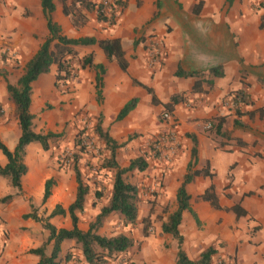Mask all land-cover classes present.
<instances>
[{"label":"crops","instance_id":"obj_1","mask_svg":"<svg viewBox=\"0 0 264 264\" xmlns=\"http://www.w3.org/2000/svg\"><path fill=\"white\" fill-rule=\"evenodd\" d=\"M121 1L120 13L111 24L99 21L92 11H86L84 23L74 25L69 15L71 12L67 9L68 13L64 14L61 2L53 0L51 19L59 26L62 35L95 39L117 37L127 67L122 70L115 60L107 59L96 43L74 45L72 65L77 59L90 55L92 64L103 66L100 101L95 100L96 70L93 67L76 69L72 80L63 83L55 80L57 67L51 64L31 83L29 110L33 125L37 124L34 131L60 133L56 138L64 140V132L67 133L69 127L67 121L75 115L73 113L84 114L94 123L99 118L101 130L116 143H122L115 151L118 150L117 155L123 154L117 165L125 167L134 159L130 155L138 152L137 147L148 150V145L158 140L174 123L177 144L174 155L165 160L151 154L145 158L143 170L129 171L139 172L133 175L135 184L156 179L159 205L167 210L163 220L156 224L153 236L146 232L145 224L143 239L134 236L135 232L128 235L133 241L132 246L143 241L141 249L147 251L145 259L150 264L173 263L177 242L161 230V224L176 208V189L186 173L188 162L192 161L191 148L195 143L191 170L206 169L210 175H194L185 184L192 214L186 210L181 213L177 226L182 236L181 248L188 259L196 260L201 251L213 246L218 233L226 226L243 227L240 236L230 235L223 241L222 249L228 253L241 240L240 252H244L248 249V240L255 239L256 250H252V255L257 258L256 264H264V19L261 20L264 0H229V3L226 0ZM156 1L159 3L157 7ZM257 1L260 4H256ZM198 2H201L200 9L194 14L192 7ZM47 36L39 0H0V45L2 43V48L9 53L14 52L19 63L16 70L8 69L7 59L2 64L0 71L9 83L16 81L25 62ZM153 43L161 55L152 61L149 48ZM217 65L221 67L220 76L207 73V68ZM177 70L196 72V75H177ZM1 74L0 91L4 98L0 99L3 109L0 140L11 150L19 129L13 113L14 105L6 93ZM238 91L245 94L249 103H233V96ZM173 95L176 99L166 109L165 104ZM131 98L135 99L133 108L121 119H116L124 103ZM163 111L169 112L171 121L161 118ZM217 117L223 118L217 132L214 124L209 129L204 128L206 122ZM4 138L11 140V147ZM50 147V141L47 149L34 142L24 147L26 171L21 176L20 191L17 192L6 177L0 176V197L12 195L7 202H0V240L3 241L0 264H36L38 257L29 249L43 244L47 231L41 230L42 221L23 215L33 209L37 216L38 212L45 218L55 205L66 208L74 199L76 180L73 168L63 167L66 165H60L55 156L49 157ZM123 147H127L126 153L121 150ZM4 163L5 158L0 152V165ZM48 178L53 179V185L49 196L42 202L43 184ZM130 180L127 182L132 184ZM210 185L218 207L200 198ZM94 196L88 188L82 210L75 212L81 230L87 228L109 198L108 195L106 201L98 205L96 197L100 196L99 192ZM233 203H239L246 214L236 217L228 209ZM150 212L151 209L140 219L141 224L148 223ZM111 213L118 214L108 213L98 229L107 226V216ZM86 215L87 221L83 225L81 221ZM120 219L125 225L121 216ZM136 219L137 213L133 223ZM48 221L56 228L70 227L67 213L49 217ZM251 222L260 228L249 237L245 232ZM50 250L51 241L44 244V253L49 254ZM135 260L129 259L126 264H138Z\"/></svg>","mask_w":264,"mask_h":264},{"label":"trees","instance_id":"obj_2","mask_svg":"<svg viewBox=\"0 0 264 264\" xmlns=\"http://www.w3.org/2000/svg\"><path fill=\"white\" fill-rule=\"evenodd\" d=\"M62 5V12L67 14L68 5L74 4L81 6L87 12L94 11L96 19L99 21H106V17L100 12L101 5L91 0H70L67 5L66 0H59ZM43 18L45 20V27L48 31V36L39 45L36 52L25 62L22 68L21 74L17 77L14 83H9L2 72V77L5 80V90L14 105V113L17 120L19 134L16 142L11 150H9L4 143L0 140V152L5 158V163L0 165V176L6 177L12 187L16 191H20L21 176L26 171V166L23 163L24 147L30 142H37L43 149H47L48 142L51 139H55L60 133L47 132H36L33 130V115L29 110L30 104V93L31 83L38 77L39 74L44 73L48 70L51 64H55L57 71L55 73V80H72L76 75V69L87 67H93L96 70L95 75V100L97 103L100 101L101 86V74L103 73V66L101 64H92L90 55L77 59L74 61L75 65H72V60L75 59V51L73 50L74 45H88L96 43L104 52L105 56L109 60H115L118 66L125 70L127 67V61L124 58L123 51L121 48L120 40L117 37L95 39L91 36H84L79 38H68L60 33L59 26L52 21L51 13L54 9L53 0H39ZM120 7L123 6V1L113 0ZM229 3V0H226ZM159 3L156 1V7ZM201 2L194 4L192 7V13L197 14L200 9ZM84 16H80V20L73 19V24L77 25L84 22ZM264 14L261 16L263 21ZM109 24L113 20H110ZM261 26V24H260ZM207 73L212 76H220L222 74L220 65L212 66L207 68ZM177 75L190 76L196 75V72H181L177 70ZM196 87L194 86V89ZM147 91L150 89L146 88ZM242 91L236 92L233 96V103H249L244 96ZM176 95L170 97V102L165 104V108L169 109L170 104L174 102ZM135 105V99L131 98L124 103L116 119H121L130 109ZM236 114L239 112L236 110ZM213 120L215 122L213 123ZM210 125L214 124V129L217 132L219 126L223 120L222 117L214 118ZM99 118L93 127V131L97 138L104 143V146L108 150V158L104 160L102 166L113 169V178L110 188V194L107 203L102 206L99 212L95 215L93 221L88 223L85 230H81L77 226L76 211H81L85 196L88 192L86 184L81 180L79 170L76 165H73V171L76 180V189L73 201L66 207L62 208L60 205H55L45 218H41L36 215L33 209L24 214L23 217H30L35 221H42V227L47 231V237L43 244L38 247L30 248L29 252L35 254L38 257L36 264H59V251L60 243L63 240H73L80 246L82 255V262L80 264H106L107 259L114 258L117 254L125 252L130 246H132V239L123 233H118L112 236H104L97 233L98 227L101 225L102 219L110 212H117L123 222L133 223L137 213V201H138V190L135 185L127 182L123 175L133 169L143 170L146 163L143 159L137 157L131 159L129 164L125 167L117 165L114 156L117 147L121 146L122 143H116L110 138L106 132H103L99 125ZM82 138L78 136L74 145H79L80 151L83 150L84 146L81 145ZM195 157V143L191 148V158L186 167V173L182 176V180L178 185L175 193L176 208L170 212L166 220L161 224V230L165 233L170 234L177 242V251L175 259L172 264H208L210 262L212 254L215 253L213 246L206 247L200 252L199 257L196 260H190L186 256L185 252L181 248L180 244L182 236L178 231V224L181 218L182 211L186 210L192 214V210L188 205L189 195L185 190V184L189 182L194 175L204 174L210 175L206 169L191 170L194 164ZM76 158L73 160L75 162ZM53 185V179L48 178L44 181L41 201L50 194V188ZM12 197L11 194H6L0 197V202L5 203ZM200 198L207 200L213 207H218L216 196L213 193L211 185L206 188ZM228 209H230L236 217L244 216L246 211L239 205V203H233ZM67 213L70 219V227L56 228L53 224L48 221L49 217L54 215H63ZM145 218L143 219V221ZM145 235V232H143ZM51 241V250L49 254L44 253V244ZM127 264H135L133 262H127Z\"/></svg>","mask_w":264,"mask_h":264},{"label":"rangeland","instance_id":"obj_3","mask_svg":"<svg viewBox=\"0 0 264 264\" xmlns=\"http://www.w3.org/2000/svg\"><path fill=\"white\" fill-rule=\"evenodd\" d=\"M99 0H94L95 3H98ZM262 1V0H261ZM69 0H67L68 4ZM256 4H260L259 1H257ZM68 11L71 13L69 14L71 19L73 20L78 19L80 20V16H84L85 18L86 15V10L84 11L81 6H76L75 2L74 4L68 5ZM91 12V11H90ZM92 13L94 16H96L95 12L92 10ZM27 14V13H26ZM41 16V15H40ZM27 18V16H24V20ZM84 23V22H83ZM82 23V24H83ZM4 45L1 43L0 45V70H2V64L4 61H8V69L12 68L13 70H16L19 68V63L17 61V58L15 57L14 52H8L6 49L2 48ZM2 48V49H1ZM15 74L17 73L16 71ZM2 80V79H0ZM4 98L2 95V91H0V99ZM2 104L0 103V114L3 112L2 109ZM63 109V107H61ZM13 113H14V108H13ZM75 114L73 117H71L67 122L68 126L67 127V133L64 132L66 135V138L62 140V138H55L51 139V147L49 152V157L55 156L57 159V162H60V165L65 164L66 166L63 167H69L72 169L73 165H76L77 169L79 170L81 180L84 184H86L87 188H89L92 191V194L94 196V193L99 192V197H96L97 201H99L98 205L100 203H104L108 197V193L110 191V185L112 183V178H113V169L111 168H106L103 167L102 164L106 158H108V150L104 146V143H102L97 136L95 135L93 131V127L95 125L94 120H91L90 117L86 115H81L79 112L73 113ZM12 116V115H11ZM14 117L15 113H14ZM71 123V125H69ZM37 124L33 125V130L34 127H36ZM67 125V123H66ZM18 130V129H17ZM18 132V131H17ZM81 137V145L84 146L83 150L80 151L79 145H74V142L76 138ZM65 137V136H64ZM5 139V138H4ZM6 144L8 145L11 144L10 139L6 138L5 139ZM37 144L36 142H34ZM9 147V146H8ZM123 152H127V147H123L121 149ZM137 151L134 155H130L133 158H141L145 160V158H149V156L156 155L152 151V145H148V150L142 151L137 147ZM118 153V150H117ZM115 151V156L114 159L117 163V161H120L122 159V155H117ZM117 155V159H116ZM128 154L126 155V157ZM76 158L75 162L73 161ZM138 174L139 172L132 171V172H127L123 175L124 179L128 181V179H131L132 181L133 175ZM140 180V179H138ZM137 180V181H138ZM133 182V181H132ZM133 185L136 186L138 190V203L139 208H137V218L135 223L128 225L122 224V221L120 219V216L116 213H111L108 215V221H107V226L105 225L101 227V229H97L99 234L101 235H112L116 233H124L130 236L131 233L135 232L134 236H137L139 238H142V233H143V225L146 230V232L150 235H154V228L156 224L158 225L162 220L163 217L165 216L167 210L166 208H163V206L159 205V199L157 195L158 194V186L156 184V179H145L142 181L136 182V184L133 182ZM92 198H95L92 197ZM95 203V202H93ZM168 204V202H167ZM151 209L150 216H149V221L148 223H140V219L145 216L148 210ZM37 214L43 218L44 216L42 213ZM147 215V214H146ZM88 215L85 216V220H82L81 223L85 225L87 221ZM247 221V220H246ZM254 222V221H253ZM251 222L247 227H246V232L245 234L251 237L254 235V231L258 230L260 228L258 225L254 224ZM40 223V222H39ZM60 223H63L61 221ZM141 225H140V224ZM235 224V223H234ZM40 228L41 230H46L42 227V224L40 223ZM103 230V231H102ZM238 230L237 232H235ZM243 227H236V226H226L223 230H221L218 235H217V241L214 242L213 246L215 248V253L212 254L211 260L208 264H256L257 258L253 257L252 255V250H256L255 244L256 241L255 239L248 240V246L244 252H240L241 248V240H238V244L235 243V249L230 251V252H225L223 248L224 243L223 241L226 238H229L230 235L238 234V236L241 235V231H243ZM159 236L161 234L159 233ZM136 237V240H137ZM143 239V238H142ZM45 240V239H44ZM43 240V242H44ZM135 240V241H136ZM138 241V240H137ZM42 242V243H43ZM3 241L0 240V247L2 245ZM144 244L143 241L140 240L138 244L135 246L133 245L132 247L128 248L127 251L122 252L117 254L114 258H109L107 259L106 264H126V261L129 259L135 258V262L138 264L143 263H149L148 260H146L147 251H142L141 245ZM252 245L254 248H252ZM146 248V245H145ZM205 248V247H204ZM1 249V248H0ZM146 250V249H145ZM60 262L59 264H80L83 260L82 255L80 253V246L76 244L73 240H64L60 244ZM67 258V259H66ZM140 261V262H139Z\"/></svg>","mask_w":264,"mask_h":264},{"label":"built area","instance_id":"obj_4","mask_svg":"<svg viewBox=\"0 0 264 264\" xmlns=\"http://www.w3.org/2000/svg\"><path fill=\"white\" fill-rule=\"evenodd\" d=\"M98 4L101 5L100 12L106 17V21H104L107 25H109L110 20H116L118 17L121 7L113 2V0H99ZM150 56L152 59H157L161 52L157 47L156 43H153L150 48ZM153 61V60H152ZM161 118L163 120L171 121V116L168 111H163L161 113ZM211 127L210 122H206L204 125L205 129H209ZM175 135H176V126L174 123L170 124L168 130L159 137L154 143H152V151L158 155V157H162L163 159L167 160L170 156L174 155L176 142H175Z\"/></svg>","mask_w":264,"mask_h":264}]
</instances>
